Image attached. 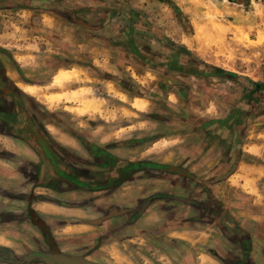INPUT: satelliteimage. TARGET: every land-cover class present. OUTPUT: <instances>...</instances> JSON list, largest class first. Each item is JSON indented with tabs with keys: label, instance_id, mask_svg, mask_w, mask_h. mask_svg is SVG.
Segmentation results:
<instances>
[{
	"label": "crops",
	"instance_id": "crops-1",
	"mask_svg": "<svg viewBox=\"0 0 264 264\" xmlns=\"http://www.w3.org/2000/svg\"><path fill=\"white\" fill-rule=\"evenodd\" d=\"M110 1H11L9 10L25 12L28 18L15 23L14 27L24 28L21 34L0 31V72L8 82L5 94L0 92V103L9 104L11 99L14 105L9 96L14 87L21 99L18 106L35 122L23 105L27 100L44 106L63 104L62 114L87 117L90 128L73 138L63 136L62 142L43 122L41 130L71 153L83 156L89 148L102 162L105 155L108 162H151L160 168L139 170L122 184L101 191L81 190L65 181L56 186L52 178L46 181L40 176L41 160L32 147L0 129V264H66L61 256L97 264H264V163H255L262 146L240 144V123L256 93L264 90L256 91L253 83L258 82L250 79L241 85L245 97L230 112L221 114L220 101L214 110L212 106L193 110L214 111L216 116L204 118L202 126H190L181 135H169L174 128H169L167 111L183 110L181 103L189 100L194 80L238 83L242 79L231 72L220 75V70L228 71L206 65L190 48L186 61L209 75L178 72L177 49H172L173 57L161 56L154 45L142 40L137 20L110 6ZM118 18L131 19L130 26L114 27ZM151 54L158 65L136 60L135 69L122 60L128 56L144 60L143 55ZM122 73L142 93L133 94L122 83ZM148 74H155L157 88L141 80ZM94 82L101 83L104 92L93 90ZM49 87L56 92L43 94ZM85 88L91 90L88 98ZM69 90L74 91L65 92ZM147 92L155 94L148 97ZM76 100L80 103H67ZM106 105L125 116L151 114L160 135L154 141L143 133L142 138L117 140L111 128L104 136L98 134L99 125L92 117L107 115ZM158 107L159 113L152 115ZM236 111L238 118L233 116ZM116 117L123 122V116ZM144 123L137 121L136 131H154L144 128ZM131 128L116 130L125 134ZM184 135L191 140L183 142ZM147 142L151 148L137 150ZM66 162L78 168L70 159ZM232 163L235 166L227 172Z\"/></svg>",
	"mask_w": 264,
	"mask_h": 264
},
{
	"label": "rangeland",
	"instance_id": "rangeland-1",
	"mask_svg": "<svg viewBox=\"0 0 264 264\" xmlns=\"http://www.w3.org/2000/svg\"><path fill=\"white\" fill-rule=\"evenodd\" d=\"M11 1L13 0H0V5L4 6L0 9V31L5 30V33H7L8 29H11L17 30V33L21 34V31L24 29L22 28V23V30L14 27L15 23L18 20L24 22L28 16L25 12L10 11L8 7L11 5ZM110 6L126 12L132 17V20H137L135 24L139 28L138 33H140L142 40L154 45L156 52L158 51L161 56L173 57V50L176 48L178 62L181 61L188 66L189 62L186 61L187 58L185 56L188 55L187 48H190L193 52L192 54H199L204 58L203 60L208 62H206V65L213 68H223L228 72L237 74L242 79L238 82L240 84L230 81V78H227L230 82L222 81L223 83L220 82L221 84L218 81H213L212 78H201L202 81L194 80V85L190 87L189 100L181 103L183 110L177 108V110L167 111L170 114L168 118L171 119L169 128L170 130L174 128L171 132L169 131V135L171 133L172 135L180 134L182 130L187 132L190 126H202L206 122L204 118L216 116L213 113L214 111L210 113H195L193 110L203 109L206 111L210 106L216 107V102L220 101L221 114L230 112L238 100H242L245 97V88L241 85H245L246 81L251 79L264 84V0H111ZM140 15L143 16V19L140 18ZM137 17H139V20ZM130 22L131 19L123 20L118 18V21L114 23V27L121 26L125 28L126 26H130ZM23 39L24 37L22 36ZM21 42L24 43V40ZM183 54L184 56H182ZM122 60H125L131 68L135 67V69L136 65L134 62L136 60L139 63L148 64L146 61L140 60V58L136 59L129 56ZM6 61L8 60L6 59ZM137 67L139 69L142 68L140 66ZM132 71L130 69L131 73ZM91 73L94 74L92 71ZM125 74H121L122 83L126 87H129L133 94L139 95L142 93L140 88L130 81L129 77ZM152 75L155 74L140 78L146 86L154 89L160 83L156 80L154 81L152 78L154 76ZM97 76L102 77L99 74ZM170 80L174 81L173 78H170ZM177 80L179 81V79ZM68 84L61 89L66 88ZM91 85L94 86L93 90L97 87L96 92H104V87H102L101 83L97 84V82H94L93 84L90 83ZM85 89L90 92L87 95L88 98L91 95V90ZM74 90L65 92L70 93ZM54 92L56 90L51 89V87L43 90V94L45 95H51ZM153 94L155 93L147 92L148 97L150 95L153 96ZM93 96H96V94L94 93ZM31 100L23 103L24 107L36 118L38 125L42 127L41 123L43 122L50 126L55 139H60L61 142L63 136H71L73 138L79 130L90 128V120L87 117H79L72 112L62 114L61 107L64 106L63 104L55 103L56 105L53 104L54 106L48 104V109L46 108L47 106L33 99ZM94 101L99 103L101 108V103L98 100ZM10 102H12L11 99ZM75 102L80 103L78 100L67 103ZM215 107L212 110L216 109ZM146 109L147 104L145 110L142 112H145ZM106 110L109 111L107 115L92 117L94 118V123L97 122L99 125L96 128V130L98 129V134L104 136L106 132H109V129L106 131V128H111L110 131L114 132L113 136L117 140L126 136L129 138H142L143 135L141 134L143 133L147 134L146 136L150 138L149 141H154L158 137L157 135H160L159 131L153 128L155 122L150 118L151 114L146 116L127 114L125 116L124 112L121 114L114 113L118 109L116 107H107V105ZM159 110V107L155 108L152 115L157 112L159 113ZM241 110L243 111V108ZM110 111H113V114ZM237 111L233 116L238 118ZM116 116H123L121 118L123 122H118L117 120H120V118ZM137 121H145L143 124L144 128L149 126L147 128H153L154 131L152 130L149 133L136 131ZM105 123L107 126H105ZM240 125V129H242L240 144L248 145L254 143L259 148L262 146L261 151L255 157V163H264V94L256 93L255 100H253L251 106L248 108V114L243 118ZM121 126H130L132 128L127 129L128 132L125 134L122 132L118 133V128ZM182 137L183 142L189 141L192 138V136L185 135ZM55 145L61 149L62 153L66 151L65 156L67 155V159L76 164L83 173L90 174L103 171V162L95 158L88 150L89 148H86L85 152H82V156L76 153L78 151L71 153L60 145L59 142H55ZM151 147L152 143L147 142V144H143L137 150L144 151ZM181 165H184V163H181ZM234 166L232 163L228 167L227 172L231 171Z\"/></svg>",
	"mask_w": 264,
	"mask_h": 264
},
{
	"label": "water",
	"instance_id": "water-1",
	"mask_svg": "<svg viewBox=\"0 0 264 264\" xmlns=\"http://www.w3.org/2000/svg\"><path fill=\"white\" fill-rule=\"evenodd\" d=\"M10 126L21 130L18 134L41 158V176L43 179L50 177L52 180H62L70 186L86 191H101L122 184L131 174L144 169H159L160 166L151 162H131L127 160H111L109 169L93 178L85 177L70 166L64 164L57 156L54 149L42 138L34 128L30 117L20 114L16 120L4 118ZM60 261L66 264H97L83 258L61 256Z\"/></svg>",
	"mask_w": 264,
	"mask_h": 264
},
{
	"label": "flooded vegetation",
	"instance_id": "flooded-vegetation-1",
	"mask_svg": "<svg viewBox=\"0 0 264 264\" xmlns=\"http://www.w3.org/2000/svg\"><path fill=\"white\" fill-rule=\"evenodd\" d=\"M148 53V52H147ZM144 56V60L147 62V63H152L153 65H158V63H156V58H152V54L151 55H149V56H145V55H143ZM153 61V62H152ZM175 70H177L178 72H181V73H188V74H193V75H202L203 73H208V72H206V70L203 68V69H198V68H196L195 66H192V65H189L188 64V66H187V64H185V63H183V62H179V64L177 65V69H175ZM205 70V71H204ZM8 82H7V80L2 76V74H1V72H0V86H2L1 88H0V92H2L3 94H5L4 92H6V89H7V87H8V84H7ZM6 87V88H5ZM11 91H10V93H9V96H12L13 97V99H15L14 101V105H13V103L12 102H10L9 104L8 103H3V101H2V103H0V116L1 117H6V118H10V119H13V120H16V118H17V116H19L20 114H23V110H21V108L18 106L19 105V103L21 102V99L19 98V94L18 93H16V91L14 90V87H11V89H10ZM181 95V94H180ZM229 120V119H228ZM227 120V121H228ZM30 121L33 123L34 122V128H36V130L41 134V136H42V138L48 143V145L49 146H51L53 149H54V151H55V153L58 155V157L61 159V161L64 163V164H66V165H68V166H70V163H67L66 161H67V155L65 156V154L67 153L65 150V152L64 153H62L60 150L61 149H59V148H57L56 146L57 145H55V140H53V138L51 137V136H49V134L48 133H46V132H44L43 130H41L42 128H41V126L40 125H38V123H37V121L35 122L31 117H30ZM0 122H1V128L0 129H3V130H9V132L11 133V135L12 134H14V136H18L19 137V133L21 132V130H19V129H16V128H14V127H12V126H10L5 120H3V119H0ZM33 125V124H32ZM19 132V133H18ZM20 138V137H19ZM59 146V145H58ZM58 153H60V155H64V157H66V159L65 158H63V157H60V155L58 154ZM37 154V153H36ZM37 156L38 157H40L38 154H37ZM105 155H103V159H104V162H103V171H101V172H99V173H90L89 175L90 176H98L100 173H102V172H105L106 171V169H108L109 168V163L110 162H108L107 160H106V157H104ZM40 160H41V158H40ZM42 164V163H41ZM71 167V166H70ZM72 168V167H71ZM74 169V168H73ZM35 171L37 170L36 168L34 169ZM33 170V171H34ZM75 171H77V172H79L81 175H87V174H85V173H83L79 168H75L74 169ZM38 172H39V174H40V176H41V169H39L38 170ZM60 181H62V180H59V181H57V180H54V182H53V180H51L50 182H52V183H54V185H58L59 186V184H60ZM235 263V262H234ZM233 262H232V264H234Z\"/></svg>",
	"mask_w": 264,
	"mask_h": 264
},
{
	"label": "trees",
	"instance_id": "trees-1",
	"mask_svg": "<svg viewBox=\"0 0 264 264\" xmlns=\"http://www.w3.org/2000/svg\"><path fill=\"white\" fill-rule=\"evenodd\" d=\"M222 73H225V74H230L231 75V73H229V72H223V70L221 71L220 70V75L222 74ZM202 75H209L208 73H203ZM253 86L255 87V90L256 91H259V90H263V88H264V84H258V83H253Z\"/></svg>",
	"mask_w": 264,
	"mask_h": 264
},
{
	"label": "bare ground",
	"instance_id": "bare-ground-1",
	"mask_svg": "<svg viewBox=\"0 0 264 264\" xmlns=\"http://www.w3.org/2000/svg\"><path fill=\"white\" fill-rule=\"evenodd\" d=\"M253 151V150H252Z\"/></svg>",
	"mask_w": 264,
	"mask_h": 264
}]
</instances>
